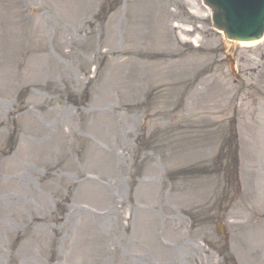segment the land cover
<instances>
[{
    "label": "rangeland",
    "instance_id": "obj_1",
    "mask_svg": "<svg viewBox=\"0 0 264 264\" xmlns=\"http://www.w3.org/2000/svg\"><path fill=\"white\" fill-rule=\"evenodd\" d=\"M183 1L0 0V264H220L232 150L264 201V38Z\"/></svg>",
    "mask_w": 264,
    "mask_h": 264
},
{
    "label": "water",
    "instance_id": "obj_2",
    "mask_svg": "<svg viewBox=\"0 0 264 264\" xmlns=\"http://www.w3.org/2000/svg\"><path fill=\"white\" fill-rule=\"evenodd\" d=\"M213 10V24L233 40H254L264 30V0H205Z\"/></svg>",
    "mask_w": 264,
    "mask_h": 264
},
{
    "label": "bare ground",
    "instance_id": "obj_3",
    "mask_svg": "<svg viewBox=\"0 0 264 264\" xmlns=\"http://www.w3.org/2000/svg\"><path fill=\"white\" fill-rule=\"evenodd\" d=\"M167 2L169 4H180V5H182L184 1L183 0H167ZM242 44L247 45V44H252V42H243Z\"/></svg>",
    "mask_w": 264,
    "mask_h": 264
}]
</instances>
